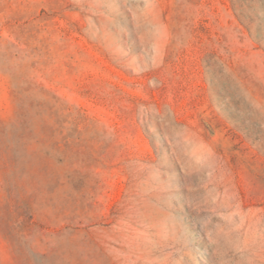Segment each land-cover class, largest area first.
<instances>
[{
	"label": "rangeland",
	"instance_id": "374dc122",
	"mask_svg": "<svg viewBox=\"0 0 264 264\" xmlns=\"http://www.w3.org/2000/svg\"><path fill=\"white\" fill-rule=\"evenodd\" d=\"M0 264H264V0H0Z\"/></svg>",
	"mask_w": 264,
	"mask_h": 264
}]
</instances>
